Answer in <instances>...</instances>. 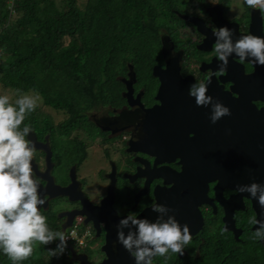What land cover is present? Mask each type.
Segmentation results:
<instances>
[{"label": "flooded vegetation", "instance_id": "1", "mask_svg": "<svg viewBox=\"0 0 264 264\" xmlns=\"http://www.w3.org/2000/svg\"><path fill=\"white\" fill-rule=\"evenodd\" d=\"M253 16L261 20V34L251 33ZM181 17L190 25L180 36L183 42L172 35L162 36L166 49L162 46L164 64L159 66L165 69L166 64L180 61V76H173L170 69L164 77L167 86L173 89L172 82L176 86L172 92H162L163 101L158 99L161 81L154 76V70L148 96L145 89L135 92L131 71L124 81L126 105L90 113L93 127L80 143L84 159L72 158L69 167L53 161L48 141L29 135L36 144L33 167L43 192L50 180L55 185L46 190L48 195L56 194L57 187L67 190L66 196H56L43 211L55 208L57 201L70 205L55 215L64 232L75 223L83 230L87 228L89 236L77 254L88 264L98 262H93L85 249L98 247L102 252L106 244L108 230L100 217L104 213L110 216V208L118 219L132 212L154 222L160 214L153 212L150 205L156 202L170 208V214L181 224L187 223L192 240L182 254H175V259L174 254L169 255L170 263L189 256L193 245L198 254L209 233H223L240 243L247 238L251 241L255 225L248 222V217L255 213L258 219L264 218V209L247 192L239 191L242 185L254 181L264 183V66L230 56L227 69L219 74L212 34L213 28L227 26L234 32L233 40L248 34L264 37V15L259 8L248 7L236 18L231 16V10L224 12L214 4L206 7L204 14ZM188 18L200 20L203 31ZM199 81L208 83L207 94L228 106L231 115L215 124L211 122V108L197 107L188 95L189 85ZM129 83L131 97L127 94ZM89 147L98 150L106 163L98 172V185L103 189L96 200L85 192L89 182L80 171ZM80 218L83 223L78 222ZM104 220L116 229L112 216ZM256 242L264 246V241ZM103 256L104 260V253ZM163 259L154 257L153 264Z\"/></svg>", "mask_w": 264, "mask_h": 264}, {"label": "trees", "instance_id": "2", "mask_svg": "<svg viewBox=\"0 0 264 264\" xmlns=\"http://www.w3.org/2000/svg\"><path fill=\"white\" fill-rule=\"evenodd\" d=\"M231 1L216 4L227 12ZM80 2L0 0V89L34 93L62 117L54 122L36 107L24 123L38 141L49 142L53 161L66 167L72 158L84 159L80 143L92 126L90 113L126 105L124 81L131 71L135 92L145 89L148 96L152 71L164 64L162 36L180 42L190 26L181 16L204 14L214 5L209 0H86L81 7ZM43 214L52 230L63 231L54 207ZM205 237L198 254L193 245L189 256L173 263L168 258L166 264H264V246L254 239L240 243L218 232ZM56 243L34 242L32 255L19 264H65L67 257L47 251ZM0 264L12 261L0 253Z\"/></svg>", "mask_w": 264, "mask_h": 264}, {"label": "clouds", "instance_id": "3", "mask_svg": "<svg viewBox=\"0 0 264 264\" xmlns=\"http://www.w3.org/2000/svg\"><path fill=\"white\" fill-rule=\"evenodd\" d=\"M249 8L257 9L264 15V0H244ZM215 37L214 52L219 61V74L227 69L230 56L238 57L241 62L250 60L264 66V37L252 34L240 35L233 40L234 32L227 26L212 29ZM210 79L208 83H210ZM208 83L193 82L188 87V95L194 98L197 107H210V120L213 124L222 117L231 115V110L208 92ZM37 96L16 90V98L10 99L0 94V253L7 256L12 264H19L33 253V243L48 245L58 241L55 248L47 249L52 257L67 251V235L73 226L64 231L52 230L43 209L47 204L41 180L33 167L36 144L29 138L33 132L25 117L37 107ZM23 124V127L21 125ZM240 192H247L261 209H264V183L252 182L242 185ZM150 208L158 213L155 221L138 217L129 212L119 218L116 224L114 250L122 246L133 258L134 264H153L154 257L164 258L165 264L171 254H182L192 240L187 223L181 224L172 210L166 205L152 202ZM119 215V213H117ZM167 215V219L164 216ZM248 222L256 227L251 239L264 241V218L258 219L255 213ZM82 230L80 236L86 232ZM128 229L127 233L124 229ZM86 240V239H85ZM82 246L69 247L70 254L65 264H82L75 256ZM63 262H58L60 264ZM101 262H98L100 264Z\"/></svg>", "mask_w": 264, "mask_h": 264}, {"label": "water", "instance_id": "4", "mask_svg": "<svg viewBox=\"0 0 264 264\" xmlns=\"http://www.w3.org/2000/svg\"><path fill=\"white\" fill-rule=\"evenodd\" d=\"M188 20L193 24L195 25L199 31H203L202 29V23L200 20L198 19H195V18H188ZM230 27L233 28V25H231ZM250 30H251V33L253 32H256V34L262 32V23H261V20L257 17V16H253L252 18V22H251V27H250ZM235 33H238L237 32V29L235 28ZM166 41L163 40L162 41V44H163V49L165 50L166 49ZM173 70V76L175 77H179V71H180V61L179 60H175L173 61V63L170 65V64H166V67L165 69L160 67V66H155L154 67V76L155 77H158L161 81V85H160V90H159V93H158V99L159 100H162L163 99L160 97V95L162 94V92L165 90L166 92H172L174 90V86H176L173 82H172V87L173 89L170 87V86H167V84L164 83V77H167V71L169 70ZM130 76L132 77V73L130 74ZM128 96L131 97V94H132V88H131V85L129 83L128 85ZM32 136V135H30ZM29 136V138H31ZM47 157H48V160H50V153L47 152ZM45 180V179H44ZM46 181V180H45ZM55 184L53 183V181H49L48 184L46 185L45 187V190H44V194L46 195V197H48L47 199V203L52 200L53 198H55L56 196H66L67 195V190L66 189H63V188H60V187H57V193L56 194H50L48 195V193H46V190H48V188H50L51 186H54ZM54 191H55V188H54ZM259 210V208H258ZM257 210V211H258ZM81 213V212H80ZM82 215H84V213H82ZM109 215L112 216V218L114 219L113 221H115V223L117 224L118 223V218L117 216H115V214L113 213V210L110 208L109 210ZM108 216L107 214H103V216L100 217V219L106 223V228H107V235H106V244L105 246L102 247V252L105 254V259L100 263V264H134V260L133 258L129 255V253L122 247V246H117V250H114V247L111 246L112 243L115 241L116 239V231L117 229H113V227L111 228L110 224H108L106 220H104V218L108 219ZM261 216V214L259 215ZM264 217V216H263ZM89 220L88 218L86 219L85 223H87ZM95 225L97 226L98 223H95ZM256 227V226H255ZM98 232H97V235L99 234V229H97ZM125 232L128 231V229H124ZM77 260H80L81 259L83 260V258L79 257V256H75ZM82 264H88L86 263V261H81Z\"/></svg>", "mask_w": 264, "mask_h": 264}, {"label": "rangeland", "instance_id": "5", "mask_svg": "<svg viewBox=\"0 0 264 264\" xmlns=\"http://www.w3.org/2000/svg\"><path fill=\"white\" fill-rule=\"evenodd\" d=\"M86 0H81L80 5L81 7L84 6ZM212 4H216L217 0H209ZM247 6L244 4V0H232L230 5L231 16L232 17H241L243 15L244 10H246ZM9 95L10 99L14 100L16 98V94L11 91H3L0 89V94L5 93ZM33 96H37L34 93H28ZM37 107H39L45 114L50 115L54 122L62 121V117L57 115L55 111L51 110L48 107L43 105L42 99L40 96H37ZM94 140V138L92 139ZM93 148V147H92ZM88 148L87 160L81 167L80 171L82 175L87 179L89 182L88 186L85 189V192L89 197L93 200H96L98 196L102 194L103 186L98 185V172L101 168L106 167V163L102 161L101 153L96 150L95 148ZM35 154V153H34ZM36 155V154H35ZM66 160V158H65ZM65 160L63 164L65 163ZM56 207L54 208V213L62 212L66 209L70 208L69 204H65L63 201H57ZM81 220V221H80ZM78 222L83 223V218H80ZM89 255L93 262H101L104 258L103 253L100 251L98 247L90 248L89 247Z\"/></svg>", "mask_w": 264, "mask_h": 264}, {"label": "built area", "instance_id": "6", "mask_svg": "<svg viewBox=\"0 0 264 264\" xmlns=\"http://www.w3.org/2000/svg\"><path fill=\"white\" fill-rule=\"evenodd\" d=\"M259 8V7H257ZM79 230L80 227L78 224H75L72 229L70 230V232L67 234V235H71V238H69L68 240V247H67V251L63 254L64 256L68 257L69 254H70V251H69V247L71 245L73 246H84L85 245V239L89 236V233L86 231L83 233L82 236H80L79 234ZM62 264V263H60Z\"/></svg>", "mask_w": 264, "mask_h": 264}]
</instances>
